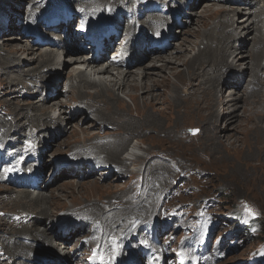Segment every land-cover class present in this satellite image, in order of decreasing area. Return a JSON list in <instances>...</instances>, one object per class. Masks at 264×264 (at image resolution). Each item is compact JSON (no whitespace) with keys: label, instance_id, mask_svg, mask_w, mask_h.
<instances>
[{"label":"bare ground","instance_id":"bare-ground-1","mask_svg":"<svg viewBox=\"0 0 264 264\" xmlns=\"http://www.w3.org/2000/svg\"><path fill=\"white\" fill-rule=\"evenodd\" d=\"M20 1H22L23 4L20 9H18L14 4H10V10H7L8 13L10 12L9 16L7 17V20L3 22V28L0 30V37L5 35V37L1 39L2 45L0 46V51H4L7 54L5 57H1L0 55V59H3L6 62L0 63V72L2 70L7 71V73H4L3 75L0 74V77H4L6 75L12 76V74L16 75L14 80L11 79L6 87L1 80L0 94H3L5 98L13 101V104L17 103L18 106H21V102L19 103L17 100L23 99L24 102L29 100V103L23 104L21 109H24L23 107L25 106L26 109H29L31 112H33V114L36 112V114H32L30 117H28L24 112L22 113V111L17 110L18 112L15 111L16 113H10L7 107L2 109L3 114L8 115V118L0 119V151L5 160L2 164V168L0 169V173L4 181L3 186L9 188L12 192L11 194H18V197L15 198L16 204L19 205L20 203H23L29 207V210L24 212L18 210L16 213L9 214V221L0 222V231L3 233L0 235V242H2L5 247L4 249L7 252V255L2 258L4 260L6 259V261L3 260L4 263L8 262L11 257H14L15 264H57L58 262H61L60 264H86L88 257L86 250L91 252L95 251L96 249L94 256L95 258L90 264H109L112 261H115L118 264H127V262L135 263L138 261L142 262V264H147V261L155 262L159 256L163 258V262L166 264H172V262L168 260L173 259L174 256L179 257L181 255L185 257L189 264H205L207 258L202 260L200 256L201 253L208 251L209 248L207 246L202 247L197 253H194L193 247L186 245L181 253H176L173 252L175 249L174 245L159 246L152 238L149 237L145 230H133L130 227L132 223L130 222L131 220H128V217L135 213H132L131 215L127 214L136 211L137 220L135 222L138 226L145 224L152 229L154 235L160 234L159 227L153 229L148 224L150 221L144 214L147 208L145 203L151 200L148 194L150 184L146 183L148 175L151 174L155 178L160 177L162 175V170L166 168L164 164H161L158 161H153L145 169L144 172L148 174L147 177H145L146 184L144 183L142 186L143 189H141L138 195L134 198V205L130 204V206H132L131 210L127 211L126 209L127 213L117 215L118 212H115L113 209L109 208L108 204H103L101 207L100 205L96 206L94 204H86L78 208L70 209V212L67 213L69 221L73 222L80 220L82 224L85 225V229L82 231L81 228H78L74 236L70 235L66 239H61L60 235L56 236V233H59L56 223L62 218L59 217L56 219V216L52 215L53 213L50 215L51 211H49L46 207L49 201L42 195L44 191L50 189V187H52L57 182V180H59L58 176L60 174L55 176L52 183L47 184L48 179H45L41 185L42 191H39L34 197H32L33 193L31 191L30 184L27 183L30 178L29 173L32 172L34 174H38L39 172L37 168L39 167H41V173L37 175L38 177L46 176L50 172L51 167L46 166V162L49 161V159L52 160V157H50L49 153L54 147H52V143L50 144V147L52 148L46 146L52 135L50 134L48 139V133H50L52 130L60 132L62 129L61 123H64V121L66 122L67 119L69 122L78 115L84 117L89 113L96 118L94 121H92L90 118L87 119V122L91 121V126H87L86 129H83L82 126L79 132L72 130L73 137L78 134L80 136L88 135L85 136L86 138L91 136L90 138H87L89 140L88 143L86 145H79L78 147L73 148L72 154H70L69 157H66V160L62 163L69 164V162H72L75 159H80V164H85L84 160L90 159V161L93 160L95 162L94 166L99 164H109L108 166L110 168H115L117 171H119L116 175L118 178H121L118 176L121 175V168H125L127 170L126 174L128 176H133L135 174L137 175L139 172L135 174L129 172L128 161H132L134 163L132 168H135L136 164H142L143 158L148 159L150 156L147 151L145 152L141 148L137 147V142H141L142 137L134 138L137 141L130 143L131 145L128 147L126 152L127 156L123 160L124 162L121 161L119 157L121 151L124 150V147L130 138L135 136L139 137L138 134H140V131H145L148 129L151 130L152 128H148V124H157L158 120L155 119V117H150V115H147L144 120L140 122H134L133 120L121 118V116L119 118H114L117 115L111 113L110 117L106 119V117L102 115V110L97 107V104L105 103L106 101L104 102L102 101L103 98L98 97L94 98L97 101H95L96 104H94L95 106H93V109L89 107L85 109L82 108L81 106H84L85 104L84 101H82V103L78 106H74L76 104L72 103L68 104V102L66 105L59 104L58 101H60L61 96H70L74 90L81 96L82 100H86L85 95L89 94V92L86 90H92L94 88L102 91L101 94L108 93V99L114 98V95H118V93L116 94L117 91L126 94L133 101H138L139 98L144 99L142 95H139V92L141 91L143 93L147 92V96H153L159 100V98L162 96L153 95V89L159 86L162 87L164 84L163 82L168 76H161L162 81L156 80L155 78L157 75L163 74V72L166 71H170V79L172 77H177V75L179 76L182 70L178 69L179 64L177 61H182L181 59L184 57H178L176 55L181 54L180 52H176L174 55V51L171 52L170 50V54H167V52L165 55H150L148 51L150 47V36H161L166 32L168 27L174 26L175 29H180V27H183L181 34L179 36H177V34L174 36L177 44L175 42L173 44V48L177 45V47H180L179 51L186 49L185 51L188 52L190 49L187 50V48H190L194 45L185 40L184 42L189 44V46L187 45L188 47H185L184 42L180 41V37L183 34H188L190 25H193V22L196 21L198 16L201 18L203 15H198V12L196 14V11L193 10L190 12L191 16L195 15V17H197H189L188 23L185 19L186 15L183 13V19L181 20V23L183 24L182 26H179L173 20V15L175 13L182 14L180 12V2L183 0H149L150 2L157 1L160 3V5L166 9V14L153 13L139 20L135 14V9L132 10V13L128 12L132 15L131 19L125 18L118 22L126 34L130 35V38L125 43H122V45L130 53L133 52V54H135L131 65L134 62L139 63H135L132 66H128L126 64L115 65L105 63L107 69L104 71H99V68L103 66L102 64H96L92 65L90 71L86 72V70L84 71L82 69L85 65V63L82 62V57L88 56L89 53L83 52L80 55L68 52L65 55L61 54V50H63L64 46H69L68 42L63 39L62 34L57 36V38H59V42L56 45H52L49 48L48 46L43 47V49H47L43 52L41 47L36 46L35 39L31 33L34 29V24L28 23L29 26L31 25L28 32L24 31L22 27V25H27V23L21 24L20 26L16 25V13H12V9L15 12H25V16L21 21L24 23L26 20H28V22H30L29 20L33 21L39 16V14L47 12V8L50 7L51 3L46 1L44 6L41 7L34 6V4H32L33 7L39 9V12L35 13L33 11L29 12L30 1ZM110 1L118 3L119 0H55L56 3L64 2L65 5V2H67V6L68 4H71L68 6V11H71V13L74 15L81 14L83 17H85V19L92 17L90 21L87 19L88 23L92 26L99 24L103 20L113 18L114 13L112 11H107L103 7ZM127 1H129V4H126V0H123L121 9H133L134 7L139 9L144 6L136 0ZM195 1H200V4L207 2V0ZM208 1H210L212 4H222L224 6L230 5L231 9L228 8V11V9L224 8L222 10L224 12L223 18L219 22L215 23V25L210 30L194 33L196 40L201 41L200 44L197 41L194 42V44L196 46L200 45L202 48L200 47V50L193 56L189 54V58L184 60L183 66H186L187 71L185 72L187 73L184 75L183 72L181 78H186L183 87L187 89V96L195 94L197 92V85H202V92L207 95V100L213 103H219L222 101V92H227L230 90L232 91L228 96L229 102L227 105H232L233 110L231 111L233 112L228 116L227 113H225V117L223 119L225 129L222 131L218 129L219 127L217 128L216 125L213 126V121L215 119L214 115L218 113V109L216 108H214L215 112L210 114V119L207 120L209 122L207 126L209 130L204 129L205 135H211V137L214 136L215 131H218L220 134L218 137V142H227L230 140L232 141L233 139L229 135V131L233 130L232 127L238 123V121H241L240 114L238 113V104L248 100L244 95L241 96L240 93L247 90L255 91L258 86L264 84V76L262 75L264 74V48H259V46H263L264 31L259 25V21L257 19L259 14L264 15V0H241L240 3H237L234 0ZM3 2L8 5L7 0ZM233 4H238L240 6H234V8L232 6ZM192 5L193 8H195V4L193 3ZM192 5L189 7L190 10L193 9ZM1 6L2 3H0V7ZM234 9H236V11L233 12ZM208 12L210 11L206 10L205 14ZM230 13L234 14L233 18L229 17ZM200 23L201 22H199V24ZM204 23L205 22L203 21L202 24ZM144 24H149L150 28L146 30ZM7 27L9 30L8 35H6ZM70 28L72 29V27ZM240 30L241 32L239 33ZM175 31H177V29ZM14 35L21 36L22 40H25V42L28 44L21 48H14L12 45L6 44V42L19 44L18 41H13L15 37ZM250 35L255 36L249 41L248 36ZM19 36L15 37V39L17 40L20 38ZM47 36L50 35L47 34ZM240 38L244 39L242 43ZM70 41L71 43L74 42V34L71 35ZM120 41H125L123 35L120 37L119 42ZM138 43H141L142 47L140 52L139 50L136 51L134 49V46ZM238 43L240 47L236 46ZM143 46H145L144 49ZM7 47H9V49H7ZM13 50L17 53L11 52ZM193 51L195 50L192 49L190 52L192 53ZM36 53L38 54L36 55ZM20 55L22 58H24L23 60H21ZM31 55L34 57H30ZM151 59L157 61L154 63L152 62L149 66L145 67L144 63L150 61ZM157 63H161V65ZM63 64H65L63 69L64 72L65 70L68 71L70 69V74L67 75V79H65L67 77L65 74L60 77L56 72L57 70H54V67L58 68V66L61 67ZM243 64H246L244 69L243 67H240ZM172 65L177 66L172 67ZM136 66H138V69ZM135 69L140 72L135 71ZM128 70L131 71L126 72ZM114 71L116 72L114 73ZM24 79H29L32 82V88L30 87L26 90V92L17 90L20 85L24 86L23 89L26 88L24 85ZM241 80H244L243 84L245 86H242V88L239 89L240 85L242 84ZM51 83L53 84L50 88ZM174 83L177 88V81ZM63 85H68V90H63L62 92ZM45 89L48 90L47 93L45 92ZM210 90L212 91L210 92ZM180 93L182 94V89H179L177 93H170V96L172 97L171 99H177ZM36 99L38 103H36ZM115 102L117 104L121 103L118 99H116ZM175 104L178 105V102H175ZM250 105L254 107H262L264 106V99L259 97L258 101L257 99L255 101L252 100ZM224 107L225 105L223 104L221 109ZM59 108L61 110V116L63 115L65 117L64 121L62 119L63 116L60 118L58 116V118H56L54 115V113ZM262 109H264V107H262ZM51 110L54 112H50ZM39 112H41L42 115L39 116ZM107 115L109 114L107 113ZM138 115L140 117L145 116L143 113ZM263 118L264 114L261 116L260 120L258 118V123L260 125L261 123L264 124ZM28 120L29 124L27 123ZM102 125L106 126L103 130L101 129ZM120 125L121 128L118 130L117 128L120 127ZM73 126L71 124L70 127L73 128ZM210 126L213 127L212 132L210 131ZM29 130L33 132V137L35 138L33 141L30 140L28 136ZM259 130L264 132V127L259 128ZM63 131L65 132V130ZM119 132H124L126 135L125 138L121 140H117V138H115L116 140L112 138L110 139V137L114 138V134ZM68 134L69 132L67 135ZM96 136L97 138L95 139ZM102 137H108V140L103 139ZM68 140L69 139H65L63 142L66 143ZM46 148L48 150H46ZM142 151L147 153L148 156L142 158ZM32 157H37L36 163H32ZM52 165L55 167L54 163H52ZM86 169L87 168H85L83 170L84 172L82 173L81 170L77 169L73 164L71 170H63L61 175L65 176L69 172V174H72L77 178H80L82 175L85 177H95L94 175H96L97 171L92 174H87ZM54 170L55 168L52 170V173ZM107 170V168L100 167V178L104 177L103 175L106 174ZM109 171L110 170H108V172ZM114 174L115 172H113V176L110 179H113ZM192 175H195V173ZM163 178H165V176ZM22 180H24V182H21ZM105 180H108V178ZM89 187L94 188L95 184ZM195 187L196 185L189 186V189H193ZM104 188L108 187L104 186ZM0 191H2V188ZM9 193L10 192L7 190L0 192L1 195ZM3 201L4 200L0 199V203ZM178 206H180L179 209L182 207L192 219L196 218V215L200 213L199 210H196V208L192 206L191 202L180 200L179 203L172 208H176ZM202 209L207 211L209 210V207L207 204H205ZM123 210L125 209L123 208ZM1 212L2 211H0V213ZM123 216L126 218L124 219ZM48 220H55L54 223L49 226V229H47L46 226ZM181 223L182 221H174V223L171 224L170 228L166 231L167 233L165 232V235L170 236L171 233H174L177 236L178 233L184 232L185 228L178 227L181 226ZM43 225L45 228L42 231H39V227H42ZM93 225L95 227L94 234H100V236L96 237L97 241L95 246L98 245V243L99 245L95 248L93 247L94 249L92 250V248L87 247V245H92L94 243L85 242L83 247L80 249H77L78 245L75 248H70V246L72 247L75 245L80 240V238L87 233V227H91ZM123 225H129V227L127 229H122L121 226ZM175 226L177 230H175ZM110 236L111 240H115L113 243H111V240L108 239ZM136 241L141 242V245H137ZM128 243L131 244L126 247ZM64 249H66L65 253ZM143 250H147L149 255L148 259L142 255ZM169 253H171V255H168ZM208 257L210 259V255ZM253 264H258V262Z\"/></svg>","mask_w":264,"mask_h":264},{"label":"rangeland","instance_id":"rangeland-1","mask_svg":"<svg viewBox=\"0 0 264 264\" xmlns=\"http://www.w3.org/2000/svg\"><path fill=\"white\" fill-rule=\"evenodd\" d=\"M3 1L5 0H0V3H2V6L0 7V23H3L7 20V17L10 13H8V11L10 10V4H14L18 9H20L23 5L22 1L20 0H7L8 5H6ZM23 1H30L29 12L33 11L35 13L39 12V9L33 7L32 4H34V6L41 7L44 6L46 1L51 3L50 7L47 8V12L39 14V16L33 21L29 20L30 22H28V20H26L24 22V24L27 23V25L25 24L26 26L22 25L24 31L29 30V28L31 27V25L29 26L30 23L34 24V29H41L43 27V22L51 18V16L58 10H61L65 13L69 12V16H72L74 19H76V24L84 23L85 25H88L92 28H101L111 22H117L125 18L131 19L132 15L130 13H132V10H137V7H134L133 9H121L123 0H119L118 3L110 1L103 7L107 11H112L114 13L113 18L103 20L99 24L92 26L87 21V19L90 21L92 17L85 19V17H83L81 14L74 15L73 13H71V11H68V6L71 4H68L67 6V2H65V5L64 2L56 3L55 0ZM136 1L140 2L142 5H145L149 2V0ZM234 1L237 3L241 2V0ZM185 2L186 0L180 2L181 9ZM193 3L195 4V8H193ZM196 3L197 1L192 0L191 5L193 9L188 10V8H186L184 9L183 13H187V16L190 18H196L197 16H191L190 14V12L195 10L196 14L198 12V15L201 14L203 16L201 18H199L198 16L196 18V21L193 22V25H190V30H188L189 33L186 35L183 34L180 37V41L184 42L185 40H187L194 46L187 48V50L190 49L188 52L185 51L186 49L179 51L180 47H177V45L170 50L171 52L174 51V55L176 54V52H180L181 54H178L176 56L184 57L183 59H181L182 61H177V63L179 64L178 69H181L182 71L179 76L177 75V77H172L171 79L169 78L170 71H166L163 72V74L157 75L155 79L159 81H162L161 76H168L163 82L164 84L162 85V87L159 86L153 89V95L162 96L159 98V100H157V98H154L153 96H147V92L143 93L140 91L139 95H142L144 99L139 98L138 101H133L126 94L116 91V94L118 93V95H114V98L118 99L121 102L117 104L115 102L116 99H108V93L101 94L102 91L94 88L92 90H86L89 92V94L85 95L86 100H82L81 96L74 90L72 91L70 96H63L64 98L61 96L60 101H58L59 104L64 105H66L67 102L68 104H76L74 106H78L82 103V101H84L85 104L84 106H81L82 108L85 109L89 107L93 109V106H95L94 104H96L95 101H97L94 98L98 97L103 98L102 101H106V104H97V107L102 110V115H104L106 119L110 117L111 113L117 115L114 118H119L121 116V118H125L126 120H133L134 122H140L144 120L147 115H150V117H155V119L158 120V125L148 124V128H152L151 130L148 129L145 131H140V134H138L139 137L135 136L130 138L126 143L124 150L121 151L119 157L120 160L123 161L125 156H127L125 155V153L127 152L128 147L131 145L130 143L137 141L134 138L142 137L141 142L138 141V146H136L141 148L145 152L147 151L150 156L148 157V159L142 157V164L139 166L140 171H137L139 167L133 170L134 173H139L137 175L135 174L133 176H128L126 174L127 170L125 168H121L122 174L118 175L121 178H118L116 177V175H114L113 179L105 180L103 178H99L101 176L100 173H98V175H94L95 177H85L82 175L80 178H77L74 175L69 174V172L65 176H62L61 174L63 171H61L58 173V175L60 174L58 176L59 180H57V182L52 187H50V189L44 191L42 195L49 201L46 207L49 211H51L50 215L53 213L52 215L56 216V219L61 217L62 219L69 221L67 213L70 212V209L78 208L86 204H94L96 206L100 205V207L103 204H108L109 208L113 209L115 212H118L117 215H122L127 213L128 210H131L132 206H130V204L134 205V198L138 195L141 189H143L142 186L145 183V177H147L148 175L144 172L145 169L153 161H158L161 164H164L166 168L162 170V175L160 177L155 178L151 174L148 175L146 183L150 184L148 194L151 200L145 203L147 205V208L144 212L145 216L150 221L148 224L153 229L159 227V235H154L152 229L149 226V228H146L145 230V232L148 233L149 237L152 238L157 245H174L175 249L173 252L179 253L185 248L187 244H190L191 246L195 244L193 246V249L194 253H197L196 248H202L208 241L206 244L209 248L208 251L201 253L200 256L202 260H205L207 258L205 264H253L255 262H258V264H264V239L259 240L258 237L253 239L254 234L247 233L248 235H245V231L243 230V227L245 226L244 224H247L253 217H259L261 220V225L264 227V132H261L259 130V128L264 127V124L261 123L260 125L258 123V118L260 120L261 116L264 114V109H262V107L264 106L254 107L250 105L252 100L255 101L257 99L258 101L259 97L264 99V84L258 86L255 91L247 90L240 93L241 96L244 95L248 100H245L244 102H240V104H238V113L240 114L241 121H238V123H236L232 127L233 130L229 131V135L233 138H231V142H218V137L220 136L218 131L214 132L213 137H211V135H205L204 129H208L207 126L209 122L207 120L210 119V114H213L215 112L214 108L218 109V113L215 114L216 116L214 115L215 119L213 121V126L216 125L217 128L219 127L218 129L222 131L225 129V126L223 124L225 113H227L228 116L233 112L231 111L233 110L232 105H227V103L229 102L228 96L232 91L230 90L227 92H222L221 96L223 98L219 103H213L207 100V95L202 92V85H197V92L195 94L187 96V89L183 87L186 78H181L183 72L184 75H186L187 73L185 72L187 71V68L186 66H183V62L184 60H187L189 58V54L193 56L200 50L201 46H196L194 44V42L197 41L194 33L210 30L215 25V23L219 22L223 18L224 12L222 10L224 8L231 9V7L230 5L224 6L222 4H212L208 0L206 3ZM126 4H129V1L126 0ZM232 6L234 7L240 5L233 4ZM206 10H209L210 12L205 14ZM234 11H236V9H234L233 12ZM11 12L16 13V19L19 18L20 21H22L25 16V12L23 11L15 12L12 9ZM233 16L234 14L230 13L229 17L233 18ZM188 17L185 19L189 23ZM257 19L259 21V25L264 31V15L259 14ZM203 21L205 22L204 24H202ZM199 22L201 23L199 24ZM144 27L146 30L150 28L149 24H144ZM176 29L177 31H174L175 35L177 34V36H179L181 34V30L183 31V28L181 27V29ZM240 32L241 30L239 31V33ZM8 34L9 30L6 35ZM60 35L61 33L58 36ZM255 35L248 36L249 41L253 39ZM14 36L17 37L19 35ZM3 37H5V35L0 37V46L2 45L1 39ZM15 37L13 41H18L19 44L13 42H6V44H10L14 48H21L28 44L25 42V40H22L21 36H19L20 38H18L17 40L15 39ZM154 37L156 36L151 35L150 41ZM129 38L130 35L126 34L125 32L124 40L127 41ZM243 40L244 39L240 38L241 43L243 42ZM197 42L199 44L201 43V41ZM184 44L185 47L189 46V44H186V42H184ZM236 46L240 47L239 43ZM262 47L264 48V42L263 46H259L260 49H262ZM41 48L43 49V46ZM144 48L145 46H143V49ZM7 49H9V47H7ZM192 49H194L195 51L191 53L190 51ZM44 50L47 49H43V52ZM170 51L167 54H170ZM11 52H14V50ZM14 53L17 52L15 51ZM37 54L38 53H36V55ZM0 55L1 57L7 56L6 52L4 51H0ZM20 57L21 60L24 59L21 55ZM30 57L34 56L31 55ZM0 61H2L0 63H6L3 59H0ZM155 61L157 60L151 59L150 61L145 62L144 66L147 67ZM157 64L161 65V63ZM64 66L65 64H63L61 67L58 66V68L54 67V70H57L56 72L60 77H62L64 74L66 76L70 74V69L68 71L65 70V72L63 71ZM176 66L177 65H172V67ZM136 67L138 69V66ZM240 67H243L244 69L246 67V64H243ZM137 69H135V71L140 72ZM129 71L131 70H128L126 72ZM115 72L116 71H114V73ZM4 73H7V71L2 70L0 72L1 75H3ZM262 75L264 76V74ZM14 77H16L15 74H12V76L6 75L4 77H0V83L2 80L4 86L6 87L11 79L14 80ZM67 78L68 76L65 79ZM176 81L178 83L177 88L174 85V82ZM241 82L242 84L240 85L239 89H241L242 86H245L243 84L244 80H241ZM52 84L53 83H51L50 88L52 87ZM24 85L26 87L25 89H23V85H20L17 90L26 92L27 89H29L30 87L32 88V82L29 79H24ZM179 89H182V94L180 93L177 99L172 100L170 93H177ZM63 90H68V85H63L62 92ZM47 91L48 90L45 89L46 93ZM211 91L212 90H210V92ZM10 101L11 100L5 98L3 94H0V119L8 118L7 114H3L2 109L5 107L9 109L10 113L22 111V113L24 112L28 117L33 114V112H31L29 109H26L25 106L23 107L24 109H21L23 104L29 103V100L26 102H24L23 99L17 100L19 101V103L21 102V106H18L17 103L13 104V101H11L10 103ZM175 102H178V105H176ZM36 103H38L37 99ZM223 104L225 105V107L221 109L223 107ZM50 112L53 113L54 111L51 110ZM107 113L109 115H107ZM140 113L145 114V116L140 117L138 115ZM35 114L36 112L33 115ZM38 114L39 116L42 115L41 112H39ZM54 115L56 118H58V116L59 118L63 116H61L60 108L54 113ZM64 118L65 117L63 116V121ZM89 118L92 121L96 120L95 116L91 115L90 113L85 115L84 117L78 115L76 118H73L69 122L67 119L66 122L64 121V123H61L62 131L60 130L59 132L56 130H52L50 133H48V139L49 135H52L46 146L50 147V144L52 143V147H54L53 150L49 153L50 157H52V160L49 159V161L46 162V166L51 167L50 170H52L51 165L53 159H66V157H69L70 154H72L73 148L78 147L79 145H86L88 143L89 140L87 138H90L91 136L86 138L85 136L88 135L80 136L78 134L73 137L72 130H76V132H79L82 126L83 129H86L87 126H91V121L87 122V119ZM27 123L29 124V120L27 121ZM71 124L72 126L74 125L73 128L70 127ZM105 127V125H102L101 129L103 130L105 129ZM210 127V131L212 132L213 127ZM119 128H121V125L117 129L119 130ZM63 130H65V132ZM68 132L69 134L67 135ZM259 135H261L262 137ZM28 136L32 141L33 139H35L31 130H29ZM125 136L126 135L124 132H119L114 134V138L110 137V139L112 138L116 140L115 138H117V140H121L125 138ZM96 138L97 136L95 137V139ZM102 138L108 140V137ZM65 139H69L67 141L68 143L63 142V140ZM46 150L48 149L46 148ZM144 151H142L143 156H148V154L144 153ZM79 160L80 159H75L74 162H79ZM31 161L36 162L37 157H32ZM84 162L86 164H95V162L93 160L90 161V159H86L84 160ZM100 166L106 165L99 164L98 167ZM194 173L195 175H192ZM162 176H165V178H163ZM197 182L199 186H203V188L199 192L195 188L189 189V186H194ZM3 184V177L0 173V190L2 188V191L0 192L6 190L10 192L9 194H0V199L4 200L0 203V211H2L0 213V222L9 221L10 217L8 215L11 213H16L18 210L22 212L29 210V207L27 205H24L23 203H20L19 205L16 204L15 198L18 197V194H11L12 192L10 191V189L6 186H3ZM94 184V188L89 187ZM104 186L108 188H104ZM34 196H36V194H33L32 197ZM180 200L191 202L192 206H194L196 210H199L200 213L196 215V218L192 219L191 217H189V214L186 213L182 207L181 209H179L180 206L172 208L176 206ZM205 204H207L209 207V210L207 211H204L202 209ZM123 208L125 210H123ZM129 214H132L128 217V220H131L130 222L132 223L130 227L133 230H143L141 229V225L138 226L135 222L137 220L136 211L130 212L127 215ZM123 218L125 219L126 217L123 216ZM235 218H239L237 227H235L233 223ZM54 221H47V229H49V226L52 225ZM174 221H182V223L180 224L181 226L178 227L185 228L184 232L178 233L177 236L174 233H171L170 236L165 235L167 233L166 231L170 228L171 224H173ZM71 223H75L79 228L85 229V225L82 224L80 220L73 221ZM121 227L122 229H127L129 225H123ZM44 228V225L42 227L40 226L39 231H42ZM174 228L175 230H177L176 226ZM94 231V225L91 227H87V233L83 235L75 245H73L72 247L70 246V248H75L78 245L77 249H80L85 242H92L94 244H88L87 247H90L93 250L99 245L98 243V245L95 246L97 241L96 237L100 236V234H94ZM2 234L3 233L0 231V235ZM259 236H261V238H264L262 237L264 235ZM108 239L111 240V236ZM114 241L115 240L112 239L111 243H113ZM200 242L201 246H197ZM130 244L131 243H128L126 247H128ZM137 245L140 246L141 242H137ZM4 248V245L2 244V242H0V264H8L9 262V264H15L14 257H11L8 262L4 263L6 259L4 260L2 258L7 255V252ZM65 250L66 249H64V253ZM95 251L89 252L88 250H86L88 255L86 264L92 263L93 259L95 258ZM258 251H260L259 254L251 256L253 253H257ZM146 252L147 251L145 250L143 251V253L145 254ZM168 255H171V253H169ZM209 255L210 259L208 257ZM168 261L172 262V264H189V262L183 255L179 257L174 256L173 259H169ZM127 264L130 263L127 262Z\"/></svg>","mask_w":264,"mask_h":264},{"label":"trees","instance_id":"trees-1","mask_svg":"<svg viewBox=\"0 0 264 264\" xmlns=\"http://www.w3.org/2000/svg\"><path fill=\"white\" fill-rule=\"evenodd\" d=\"M196 185V190L200 191L203 186H199L198 182L195 184ZM241 217V216H240ZM239 222V218H235L234 220V226L237 227ZM246 226V232L247 233H252L254 234L253 239L258 237L259 240L264 239L261 238L259 235H264V227L261 225V220L259 217H253L247 224H244ZM252 227V228H251ZM255 228V229H254ZM264 237V236H262Z\"/></svg>","mask_w":264,"mask_h":264}]
</instances>
